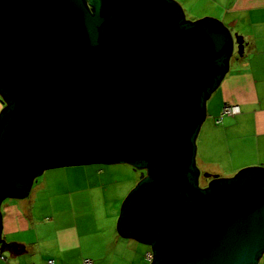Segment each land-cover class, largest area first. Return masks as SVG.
<instances>
[{
	"label": "water",
	"instance_id": "water-1",
	"mask_svg": "<svg viewBox=\"0 0 264 264\" xmlns=\"http://www.w3.org/2000/svg\"><path fill=\"white\" fill-rule=\"evenodd\" d=\"M182 20L172 0H0V202L47 169L131 164L144 173L116 230L150 245V264H257L264 166L203 189L190 172L215 62L243 40Z\"/></svg>",
	"mask_w": 264,
	"mask_h": 264
},
{
	"label": "crops",
	"instance_id": "crops-1",
	"mask_svg": "<svg viewBox=\"0 0 264 264\" xmlns=\"http://www.w3.org/2000/svg\"><path fill=\"white\" fill-rule=\"evenodd\" d=\"M217 6V13L207 17L241 36L243 54L234 60L231 52L225 72L204 99L193 161L196 169L231 178L240 169L264 166L259 155L264 149V0H221ZM225 104L237 105L240 112L216 122ZM86 172L82 177L88 180L92 171ZM63 174L66 183L76 180L72 169ZM87 190L67 189L36 203L37 195L48 191L31 184L27 196L3 198L0 264H82L84 259L91 264H150V245L121 236L116 230L119 214L112 207L106 216H95ZM64 196L69 203L59 202ZM257 264H264L263 252Z\"/></svg>",
	"mask_w": 264,
	"mask_h": 264
},
{
	"label": "rangeland",
	"instance_id": "rangeland-1",
	"mask_svg": "<svg viewBox=\"0 0 264 264\" xmlns=\"http://www.w3.org/2000/svg\"><path fill=\"white\" fill-rule=\"evenodd\" d=\"M177 3L182 11L183 20L189 22L195 21L202 17H207L210 13H217V4L221 0H172ZM228 24V23H227ZM230 32L234 34L232 28ZM236 34V33H235ZM240 36L239 34H237ZM232 58L238 60L240 57L236 54V45L233 43ZM232 60V59H231ZM260 159L264 161V149L259 150ZM72 169L75 171V178L72 183H66L63 172L64 170ZM87 170L88 180L82 177ZM199 178L197 179V187L203 189L207 187V178L204 175H210L209 170H200ZM144 172L135 169L131 164L115 163L110 165L105 164H88L79 166H62L44 170L41 175L36 177L32 184L46 188L48 191L37 195L36 203H46L49 196H54L56 192H65L67 189L87 188L89 191V202L95 206V216H106L109 208L112 207L115 211H120V205L127 193L139 181L141 174ZM38 184V185H35ZM67 195V194H66ZM54 199L53 201H55ZM59 202H68V196L59 200ZM49 215V214H48ZM114 216L112 220L114 221ZM264 254V251H263Z\"/></svg>",
	"mask_w": 264,
	"mask_h": 264
},
{
	"label": "trees",
	"instance_id": "trees-1",
	"mask_svg": "<svg viewBox=\"0 0 264 264\" xmlns=\"http://www.w3.org/2000/svg\"><path fill=\"white\" fill-rule=\"evenodd\" d=\"M188 24H191V23H188L184 20H182L180 22V27H186V26H189ZM228 54H224L220 59H218L215 64L220 68V71L219 73H217L214 77V84L213 86L208 90V93L213 89V87L218 83V81L220 80V78L222 77L223 73L225 72L226 70V67H227V61H228ZM0 98H1V101L4 103V106H6L7 104L8 105H12V100L9 98L8 94L6 93V89L4 87H0ZM205 98H203L202 102L204 101ZM202 106V104H201ZM194 171H197L194 167V165L192 164L191 167H190V172L193 174ZM237 176V174L235 175ZM234 176V177H235ZM189 177H192L191 175ZM233 177V178H234ZM234 180V179H232ZM8 194H10L9 192H7Z\"/></svg>",
	"mask_w": 264,
	"mask_h": 264
},
{
	"label": "built area",
	"instance_id": "built-area-1",
	"mask_svg": "<svg viewBox=\"0 0 264 264\" xmlns=\"http://www.w3.org/2000/svg\"><path fill=\"white\" fill-rule=\"evenodd\" d=\"M239 107L237 105H229V104H225L223 105L222 109H221V114L218 118V120L216 122L220 121V118L223 116H234L239 114ZM152 255L147 253L146 254V259L151 261ZM0 259L3 260V257L0 256ZM47 264H52V260H48ZM82 264H91L90 260L84 259L82 261Z\"/></svg>",
	"mask_w": 264,
	"mask_h": 264
},
{
	"label": "flooded vegetation",
	"instance_id": "flooded-vegetation-1",
	"mask_svg": "<svg viewBox=\"0 0 264 264\" xmlns=\"http://www.w3.org/2000/svg\"><path fill=\"white\" fill-rule=\"evenodd\" d=\"M207 181H209V180H207Z\"/></svg>",
	"mask_w": 264,
	"mask_h": 264
}]
</instances>
